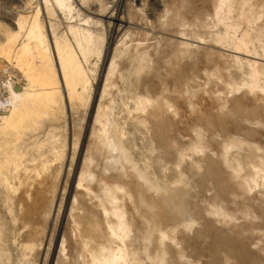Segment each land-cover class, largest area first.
I'll return each instance as SVG.
<instances>
[{
    "label": "rangeland",
    "instance_id": "rangeland-1",
    "mask_svg": "<svg viewBox=\"0 0 264 264\" xmlns=\"http://www.w3.org/2000/svg\"><path fill=\"white\" fill-rule=\"evenodd\" d=\"M177 1L67 0L64 7L54 0H0L1 99L8 96L10 85L15 91L28 87L26 79L31 78L14 62L24 45L34 53L46 49L58 68L57 43L77 56L83 70V80L71 88L69 98L56 74L53 100L47 107H37L39 116L24 132L0 120V264H40L48 245L57 250L62 237L58 226L73 198L80 165L93 147L96 155L90 165L98 174L110 159L103 152L111 139L125 165L170 201L168 211L178 232L191 240L179 246L185 264H211L210 250L218 239L214 230L203 228L207 225L200 218L213 194L210 186L204 187L210 181V165L215 170L210 153L225 140L230 145L239 142L241 153L246 152V143L264 151V126L237 118L233 109V99L246 91L235 87L249 80L248 70L239 69L234 56L243 64L254 63L248 52L264 44V0L248 1L253 28L239 49L234 45L247 30L244 19L233 14L237 26L229 28L234 36L230 50L212 39L225 28L213 19L208 3L214 0H183L182 7ZM206 19L204 26L201 22ZM210 51L222 54L224 63L210 60ZM257 59L263 82L264 56ZM41 60L32 57L33 78ZM160 92L172 102L166 113L176 123L152 139L142 128L143 112L135 102ZM234 149L229 153L241 154ZM36 173L49 176L51 191L32 215H26L19 196ZM259 188L250 189L249 195L257 198ZM232 223L217 227L233 236L235 232L227 230ZM145 242L152 241L145 237ZM237 243L233 249L242 262V254L235 251ZM250 251V258L256 255ZM218 262L222 264L221 257ZM53 263L54 258L49 264Z\"/></svg>",
    "mask_w": 264,
    "mask_h": 264
},
{
    "label": "bare ground",
    "instance_id": "bare-ground-1",
    "mask_svg": "<svg viewBox=\"0 0 264 264\" xmlns=\"http://www.w3.org/2000/svg\"><path fill=\"white\" fill-rule=\"evenodd\" d=\"M54 1L65 7L67 0ZM248 1L214 0V3H208L213 8L215 22L219 23V27H225L223 32L217 31L212 37L214 43L221 48L230 50L234 36L229 28L237 26V21L231 19L235 12L239 19H244L247 31L234 46L239 49L246 45L250 27L253 28L249 25L251 5ZM177 3V7H182L184 1L179 0ZM258 13L262 14V10ZM207 20L201 24L205 26ZM63 49L55 43L57 68L52 63V55L46 56V49L34 53L27 45L22 46L20 55L14 62L31 79H26L28 87L24 91H15L10 85L8 96L2 99L0 97V120L8 121L14 129L24 132L39 116L37 107H47L53 100L52 85L56 74L61 75L67 97L71 96V88L83 80V70L77 56L71 50ZM208 54L210 60L215 59L220 65L224 63L222 54L216 51ZM248 54L254 56V63L243 64L237 55L234 56L239 69L248 70L246 75L249 80L235 87V91L241 87H245L246 91L233 99V109L237 112V118L264 126V81H260V67L255 65L259 61L257 56H264V44H259L255 50H249ZM37 55L42 60L36 78H33L35 72L30 63L32 57ZM164 97L160 92L154 98L141 97L135 102L143 112L142 128L152 139L156 136L162 137L165 129L176 123L174 117L169 112L166 113L172 102L163 99ZM230 143L228 140L218 143L219 146L215 147L218 150L212 151L215 156L210 153V160L214 157L215 170L213 173L210 165V181L204 186H210L213 194L204 203L200 218L207 225L203 228L214 230L218 239L210 250L211 264H219V257L222 264H246L248 260L250 264H264V184L259 183L264 182V151H260L262 147L254 143H246V152L241 153L239 142ZM229 149H234L237 155L241 154L233 155L229 153ZM112 151L116 153L112 154ZM103 153L110 159L103 163L96 174L95 167L90 165L93 164L96 153L93 147H89L73 187V198L67 212L64 207L66 214L58 226V234L61 232L62 236L59 246L54 251L52 245L51 248L48 245L40 264H49L52 258L53 264H185L179 246L190 244L191 240L187 235L178 232L177 224L168 211L171 206L168 198L156 190L152 191L132 167L125 165L121 151L113 139L109 140ZM194 162L201 163L198 159ZM98 165L95 164L97 167ZM68 171L71 173V170ZM33 177L34 180L26 188L23 187L19 196L26 215H32L51 191L47 174L36 173ZM258 185L261 188L257 190L256 196L260 201L249 195L250 189ZM206 217H209L208 220ZM238 218H242L241 222L235 221ZM229 222H234L227 228L235 232L233 236H227L228 231L221 232L217 225L220 223L226 226ZM29 237L35 245V237ZM145 237L152 242L146 244ZM233 242L238 246L235 251L243 256L242 262L238 260L237 252H234ZM251 249L256 251V255L250 258Z\"/></svg>",
    "mask_w": 264,
    "mask_h": 264
}]
</instances>
